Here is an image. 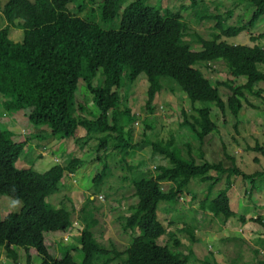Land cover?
I'll return each instance as SVG.
<instances>
[{"label": "trees", "instance_id": "trees-1", "mask_svg": "<svg viewBox=\"0 0 264 264\" xmlns=\"http://www.w3.org/2000/svg\"><path fill=\"white\" fill-rule=\"evenodd\" d=\"M149 1L101 0L98 10L103 22L120 17V27L112 30L82 16L87 0H8L2 7L7 25L0 29L1 115L25 111L33 127H46L32 136L0 127V196L22 201L19 211L0 219V255L5 254L6 264H21L20 249L25 251L26 264L31 262V249L40 257V264H187L196 255L191 248L188 254L184 253L176 236L174 247L158 243L167 232L158 216L160 203H171L168 206L173 209L174 204H180L182 194L190 190L191 183L198 180L208 183L206 197L200 201L203 211H210L224 221L239 216L245 222V217L231 208V177L250 180V193L255 188L263 189L264 171L248 174L228 154L232 161L229 167L222 161L199 162L190 143L185 144L186 149L182 147L183 155L174 133L168 138H151L145 133L143 145H150L153 153L168 159L169 165L156 166L155 171L131 170L137 202L121 218L123 230L132 235L129 245L124 250L102 245L93 231L95 221L90 218L84 219L79 239L80 263L74 259L73 249H66L60 257L50 253L46 235L71 227L74 208L56 207L47 199L61 190L65 174L75 173L85 161L71 156L65 164H53L44 172L18 169L16 162L32 139L74 138L85 143L96 139L98 152L104 150V158L98 157L103 168L93 180L100 184L110 174L106 156L112 150L120 154L122 162H127L130 153L140 146L133 144V137L134 123L141 117L127 105L129 91H123L124 94L120 91L126 84L124 78L134 83L142 73L147 77L145 109L150 116L146 117L145 131L155 128L152 103L165 84L173 91L179 88L192 106V112L182 110L180 126L200 143L217 130L213 107L223 112L229 109L237 117L247 95L264 101V88L257 87L264 85V47L258 43L264 40V33L251 38L253 45L227 41L254 27L264 17V0H235L253 9L246 23L228 25L227 18L221 14L201 16L215 20L216 24L210 37L197 34L200 49L186 39L191 26L180 12L149 5ZM190 1L191 6H197L204 0ZM72 6L76 7V13L71 11ZM11 27L23 30L21 41L10 36ZM217 62L225 64L230 78L214 83L202 70L205 66L215 67ZM97 77L101 84L95 85ZM241 77L246 80L236 84ZM80 80L93 96L97 109L96 114H91L94 116L84 115L85 107L77 102ZM220 86L231 91L227 100L223 99ZM80 127L86 130L83 138L78 137ZM247 149L254 150L250 146ZM223 176L227 184L215 190ZM164 183L169 185L167 189ZM92 200L90 197L89 202ZM86 213L92 216L91 212ZM253 219L264 225L261 215ZM185 229H189L195 240V227L186 225ZM210 256L203 262L218 264L212 253ZM257 264H264V259Z\"/></svg>", "mask_w": 264, "mask_h": 264}, {"label": "rangeland", "instance_id": "rangeland-1", "mask_svg": "<svg viewBox=\"0 0 264 264\" xmlns=\"http://www.w3.org/2000/svg\"><path fill=\"white\" fill-rule=\"evenodd\" d=\"M7 1L0 0V29L7 25L2 13V7ZM87 1V7L82 13L83 17L96 22L106 30L120 27L119 16L109 22H103L100 19L98 5L101 0ZM148 4L161 5V8L168 7L175 12H180L191 26V31L186 39L194 43L197 49L201 48V45L197 43V34L205 38L210 37L216 24L215 20H208L201 16L221 14L227 18L228 25H237L248 22L253 13V9L247 8L246 4H240L235 0H204L197 6H191L190 0H150ZM70 9L76 13L75 6ZM261 33H264V17H261L254 27L238 36L227 38V41L233 44L253 45L254 42L251 38ZM10 36L14 41H21L23 30L11 27ZM258 43L264 47V40H259ZM197 65L201 68V65ZM203 69L204 74L214 83L230 78L224 63L217 62L215 67L207 68L205 66ZM98 77L100 76L98 75ZM98 77L94 80L95 85L101 84V79ZM245 80V77H241L235 83L241 84ZM165 81L163 79L164 83ZM124 82L126 84L120 91L122 94L125 90L129 91L127 105L133 113L139 114L141 117L134 123L133 137V144L138 143L140 146L130 153L127 162H122L120 154L112 150L106 156L111 171L102 183L97 184L93 181L103 168V161H99L98 157L104 158V150L100 152L97 150L96 139L89 143H85L83 140L77 142L74 138L32 139L31 143L35 146H28L17 160L16 167L18 169L34 168L41 172L53 164H65L71 156L85 161V164L80 166L76 173L69 175L71 177H68L70 179L67 182L68 185L47 199L56 207L67 205L69 208H74L75 226L71 231L73 235L70 236L69 241H64L61 233L48 237L47 244L53 256L60 257L66 249H73L74 259L78 263L82 261V252L77 248L81 246L79 239L85 226L84 219L90 220V218L95 221L93 231L102 245L111 250L114 247L124 250L129 245L132 235L123 230L121 218L128 215L131 212L132 204L137 202V198L133 196L134 185L131 170L155 171L156 166L169 165L168 159L153 153L150 145H143L145 133L149 134L151 138H156V136L168 138L171 133H174L183 155L185 154L182 147L190 143L192 152L199 162L204 159L211 162L222 161L229 167L232 165V161L227 157L226 154H228L235 159L236 165L248 174L264 171V101L261 98L251 94L247 95L248 99L244 100L243 109L237 117L229 109L223 112L218 107H213L212 118L217 124V130L206 136L203 143H200L192 138L186 128L180 126L182 110L186 109L192 112V106L179 88L173 91L165 84L164 89L152 103L153 118L156 119L155 128L145 131L148 122L146 117L150 116V113L145 109L149 85L147 77L142 73L134 83H129L125 78ZM257 87L264 88V85L258 84ZM220 92L224 100H227L231 94V91L223 86H220ZM76 99L85 107L84 115L94 116L91 114L97 113L93 96L81 80L76 92ZM201 105L199 104V106ZM0 127L10 128V130L14 127L12 131H20L18 130L20 128L22 131H26L24 134L31 136L34 132L41 133L46 130L45 126L42 129L33 127L25 111H19L12 115L4 113L2 116L0 111ZM85 135V128L80 127L78 137L83 138ZM249 146L254 150L247 149ZM257 146H260L261 149H256ZM212 174L217 175L215 171H212ZM139 176L137 174V178ZM224 176L221 182L216 184L215 190L227 184ZM168 186L164 183V188L167 189ZM207 186L208 183L193 181L190 190L182 194L180 204H174L176 206L173 209L168 206L171 203H160L159 218L167 227V232L158 239V243L174 247V237L176 236L181 241L179 248L184 253L188 254L191 248L196 255L192 256L187 264H206L203 261L206 257L210 258L211 253L214 255L213 260L218 264H257L259 260L264 259V225L256 222L253 218L257 219L259 215L264 218V186L262 190L255 188L250 193L252 190L250 180L235 175L231 177L229 190L231 208L238 215H243L245 222L240 221L239 216L224 221L215 217L210 211H203L200 208V201L206 197ZM68 197L71 201L68 200ZM90 197L94 198L92 202H89ZM12 200L14 199L8 196H0V219L21 209L22 201L19 200L20 204L14 208L11 204ZM87 211L91 212L92 216L87 214ZM186 225L195 227V240L191 238L189 229H185ZM139 233L138 231L133 234V237ZM19 252L21 264H26L25 251L20 249ZM30 254L32 257L30 264L41 263L35 249H31ZM3 255L5 256V254ZM4 256L0 255V262L5 259ZM3 264H6V259Z\"/></svg>", "mask_w": 264, "mask_h": 264}, {"label": "clouds", "instance_id": "clouds-1", "mask_svg": "<svg viewBox=\"0 0 264 264\" xmlns=\"http://www.w3.org/2000/svg\"><path fill=\"white\" fill-rule=\"evenodd\" d=\"M15 114V113H14ZM10 115H12V114H10ZM2 116V115H1ZM10 129V128H9ZM13 128H11V130H12ZM18 130H20V133H22L23 135H26V134H24V133H26V131H22V129H18ZM29 145V144H28ZM27 148V147H26ZM26 150V149H25ZM16 164H17V162H16ZM48 170V169H47ZM39 171V170H38ZM46 171V170H45ZM41 172V171H40ZM44 172V171H43ZM66 175V174H65ZM64 179H65V177H64ZM63 185V184H62ZM93 198V197H92ZM94 199V198H93ZM11 204H12V207H17L19 204H20V201H19V199H14V200H12V202H11ZM75 226V224H73L71 227H69L67 230H65V231H62V232H65V233H63L62 234V239L64 240V241H66L65 239H64V236L66 235V234H68L69 232L71 233V235H73V232H71L72 230H74V227ZM70 235V236H71ZM70 236H69V238H70ZM67 241H69V239L67 240ZM66 241V242H67Z\"/></svg>", "mask_w": 264, "mask_h": 264}, {"label": "crops", "instance_id": "crops-1", "mask_svg": "<svg viewBox=\"0 0 264 264\" xmlns=\"http://www.w3.org/2000/svg\"><path fill=\"white\" fill-rule=\"evenodd\" d=\"M12 128H14V127H12ZM30 145H33V146H35L33 143H30L28 146H30ZM27 146V147H28ZM51 167V166H50ZM49 167V168H50ZM48 168V169H49ZM77 172V171H76ZM75 172V173H76ZM69 175H71V173H66V175H65V179H64V181H63V185H62V187H66L68 184H67V182L70 180L68 177H71V176H69ZM67 180V181H66ZM158 216H159V213H158ZM60 233H61V235L63 234V233H65V232H62V231H56V232H52V233H49L48 235H46V242H47V240H48V237H52L54 234H58V235H60ZM1 260V259H0Z\"/></svg>", "mask_w": 264, "mask_h": 264}, {"label": "built area", "instance_id": "built-area-1", "mask_svg": "<svg viewBox=\"0 0 264 264\" xmlns=\"http://www.w3.org/2000/svg\"><path fill=\"white\" fill-rule=\"evenodd\" d=\"M71 235V233L69 232L68 234H66L65 236H64V239L67 241L68 239H69V236Z\"/></svg>", "mask_w": 264, "mask_h": 264}]
</instances>
